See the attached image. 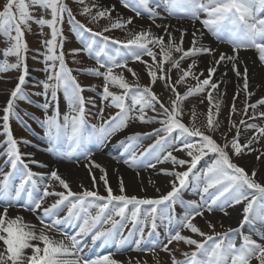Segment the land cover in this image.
Returning <instances> with one entry per match:
<instances>
[{
  "label": "snow or ice",
  "instance_id": "1",
  "mask_svg": "<svg viewBox=\"0 0 264 264\" xmlns=\"http://www.w3.org/2000/svg\"><path fill=\"white\" fill-rule=\"evenodd\" d=\"M75 2L83 4L84 0H75ZM121 3L123 7L134 11L137 16L142 15V12L147 13L148 18L153 22L159 16L156 9L161 7L170 16L199 20L203 27L218 40L232 44L234 51H239L241 48L245 50L254 49L258 53V59L264 63V0H121ZM32 8L49 12L51 19H44L43 17L37 19L30 11ZM90 12L91 8L85 6L81 14ZM65 14L68 15L69 23L72 24V30L79 38L83 50L91 58L96 59L99 67L106 69L104 72H100L99 69L87 70L90 75L103 77L102 99H110L111 106L118 109L114 116L109 117L108 120L99 125L87 122L86 102L82 95L85 89L77 82L72 75V70L65 63L62 50L64 37L61 27ZM110 14L109 9H104L98 11L97 16L93 19L110 16ZM201 14L204 18H201ZM31 23H36L41 28L47 26L51 30V39L43 41L45 52H38V55L44 56V71L49 72L51 70L52 73L48 75L47 80L39 82L44 91L34 93V95L45 97V103L38 106L47 113L49 89H51L53 101L57 100V93L62 90L68 105V112L62 118L57 106L52 116L46 114L44 120L40 121L41 126L45 128V135L50 144L49 151L65 141L69 143L72 150L87 141L103 142L115 132L127 127L128 122L132 119H139L142 123H159L161 127L155 129L151 134L158 137L156 143L141 152L139 157L158 149L156 153L157 162L171 161L173 165L188 166L187 170L183 172H166L168 175L175 176L171 191L159 199L129 197L123 194L124 187L121 181V194L116 195L108 186L105 173L101 176V179L104 180L107 196L88 190L82 193H74L69 188V184L58 175L57 171L53 170L49 179L58 181L65 191H49L50 185L45 184L42 196L35 197L33 195L34 192L40 191L39 182H44L45 178L42 175L39 176L38 182V174L31 171L28 164L25 163L18 143L27 144L30 142H18L12 135L9 123L10 118L13 116L23 123L20 115L15 110L16 100L31 103L23 91V86L26 83L25 78L28 75L26 59L29 51L27 42L24 40V34L25 31H31ZM131 23V18L127 21L118 20L111 25V28H120ZM157 26L159 27V25ZM109 30V28L104 29V31ZM164 31L169 37L167 43H165L163 36L156 37L150 31L143 30L136 34L133 39L124 43L110 40L103 33L93 32L85 25L79 24L75 21L71 9L64 0H6L3 8L0 9V35H3L9 41V44L3 50L2 54L5 59L0 62V71L19 69L22 74L19 76L14 90L11 91L7 106L3 109L4 115L2 117L8 145L6 155L9 157L8 164H10L11 170L0 174V207H3V212L0 213V241H2L0 264H121L120 261L113 258L112 253L97 255L94 258L82 255L83 247L78 237L91 234L93 243L98 240H103L106 243L114 240L117 229L123 228L125 223L129 222L127 215L129 205L132 206L130 222L134 226L142 223L144 227H147L150 224L154 232L157 228L158 219L161 222L167 219L168 223L171 224L173 216L170 212L174 210L177 202L185 209L183 216L177 220V223L181 228H186L191 233L201 236L203 242L181 235V232L177 230L174 234H168L167 244L149 241L147 246L142 247V244L145 243V237L143 228H140V237L134 241L132 251L155 253V249L159 246L161 251L170 253L168 245L173 241H182L189 246H194L195 250L184 253L185 258L183 261H178L173 257L172 264H252L253 260H256L257 264H264V243L257 242L252 238V235L244 234L239 229H229L226 233L208 235L193 223L197 216H203L205 210L211 212L213 207L218 205V202L221 207L224 204L232 206L246 202L243 207V220L240 229L248 225L252 232L258 234L260 239L264 240V185L256 181L254 171L249 175L243 167L233 163L229 152L226 151L231 147L233 154L240 155L243 148H249L251 143L257 140V136L251 137L244 145H241L239 143V129H237L236 137L229 140L226 136V142L220 145L212 136L201 131L199 127L194 124L192 127L186 126L180 119L182 115L181 104L184 100L190 96L201 94L208 88L214 90L219 87L217 83L211 80L215 69L209 68L207 70L208 78L203 80H200L191 72L192 64L189 65L188 69L182 70L183 74L176 83H183L186 78L192 76L197 80V84L195 87H189L183 95L175 93L176 99L171 101L170 109L160 102L158 96L150 87L140 88L138 84L134 87L125 80L123 75L113 73L115 68L126 67L129 59L144 63L141 59L144 55L152 57L153 63H156L157 54L153 51V47H158L160 50V56L162 57L160 62L161 71H163L162 65L164 62L171 61L173 67L179 68L180 60L201 53H212L211 48L203 45L197 47L196 32L192 34V47L185 50L182 46L185 34L183 31L179 43L173 40L171 33L168 31V26H165ZM110 45L118 46L110 49ZM149 45L153 47H149ZM58 47L60 48L59 54L56 51ZM80 51V49H74L72 54L76 55ZM173 52L181 53L180 58L174 60L172 58ZM9 56H15L16 63H8L7 57ZM101 56L106 57V59L102 61ZM225 59L231 61L235 57H225L221 54L219 61ZM50 61L51 64H49ZM56 62L59 63L58 71L56 70ZM148 67L150 69L148 73L150 80L155 83L157 74L151 71L150 65ZM233 70H236L235 64H233ZM128 71L131 72L132 70L128 69ZM237 75H239V72H237ZM133 76H135L134 72ZM244 77L243 89L247 93L246 68ZM160 78L163 79L164 76ZM51 81H54V83H50ZM110 85L121 89L122 94L112 93L109 90ZM172 90L175 92L174 85ZM247 95L250 96L251 93H247ZM129 100L131 101L130 104L128 103ZM208 100L211 105V91L208 92ZM157 103L160 104L161 108L158 115L162 116L163 119L146 118V110L155 111V104ZM259 105H264V98L253 104L246 103L245 114H247L249 108L255 110ZM93 106L95 107L94 103ZM215 106L218 115L219 104ZM232 111H235L234 104ZM133 113H137V115H133ZM102 115L103 109L100 110L98 116L102 117ZM259 115L264 117V112ZM34 118L30 117V119ZM193 118H195V113H193ZM240 123L244 124L245 121L242 120ZM206 126L209 131H213L218 126L211 107L208 111ZM247 127L256 129L260 136H264V127H258L255 124ZM173 133H176V135L173 136ZM139 135L136 134V136ZM135 138L130 136L127 139L133 141ZM174 143L179 146L173 148ZM169 148H173L174 151H186L190 160L177 158L172 154V151L168 150ZM127 150H132L133 154L130 159H126L124 162L130 164V166H135L139 157L131 146L126 148ZM160 152H166L163 160L160 159ZM210 154L214 157L211 165L205 171L196 174L193 170L197 168L200 160ZM64 156L70 158L71 152H65ZM95 166L100 167L99 165ZM148 166L155 167V164H149ZM101 172H104L102 168ZM16 177H19L18 183L15 182ZM93 182L95 183L94 177ZM190 182L194 190H200L202 186L203 193H209L210 189L216 191L211 193L208 199H205L202 195L199 203L179 200L180 193L189 186ZM47 196H56L58 199L51 205L43 207L44 197ZM97 201L102 203L97 204ZM166 203L169 206L167 209L159 207ZM61 206L67 207V214L62 219L58 217V210L61 209ZM142 206L149 207L143 209L142 212ZM10 207H20L25 211L41 213L37 218L42 227L37 232L36 226L26 223L22 216L9 217L8 209ZM92 207L98 209L95 215L89 212ZM115 217L120 219L117 220ZM72 221H82L78 225V232L75 234H68L59 228L62 223ZM109 224L111 225L110 228L104 227V225ZM257 224L260 225V228L256 227ZM209 227L214 228L211 224H209ZM50 230L59 232L63 238L57 240L49 236L47 232ZM238 231L242 238V243L239 246L236 245L231 235ZM129 235L131 236L132 233ZM151 235L150 232L149 236ZM127 239L121 235L120 240L116 242V247L118 249L123 248L127 243ZM33 241H39L40 243L34 244ZM40 244L43 246L41 247ZM28 249L31 250L30 254L26 251ZM126 264H132L131 258ZM136 264H140V261L137 260Z\"/></svg>",
  "mask_w": 264,
  "mask_h": 264
},
{
  "label": "rangeland",
  "instance_id": "2",
  "mask_svg": "<svg viewBox=\"0 0 264 264\" xmlns=\"http://www.w3.org/2000/svg\"><path fill=\"white\" fill-rule=\"evenodd\" d=\"M100 0H84L83 4L75 2V0H64V2L67 4V6L71 9L72 15L75 17V21H77L79 24L84 23V25L88 26L93 32H101L104 36L111 37L110 39L115 41H120L126 43L128 40H131L135 37L136 34H138L140 31H150L152 35L155 34L159 35L156 37L163 36V30L165 26L159 28L158 26H150L147 24H143L142 22H138L129 15L133 11L129 10L125 7H123L121 0H112L114 3V9L113 6L109 7L107 9L110 10V16H105L103 18L97 17L96 19H93V17L97 16V12L104 10V8L98 4ZM6 3V0H0V9L3 8V5ZM87 6L91 8V12L88 14H81L82 9ZM33 16L37 19L43 17L44 19H51L49 12H44L39 8H32L30 9ZM129 18L132 19L131 24H126L124 27L120 28H111V25L113 23H116L118 20L121 21H127ZM201 18L203 17V14H201ZM194 22H197L195 28L198 29V31L201 32L203 36V40H201L200 43L204 47L211 48L212 53H201L202 55H205L206 57L213 58V53L217 48L222 47L223 55L225 57L233 56L235 57L234 60H223L219 61V56H215V60H212L211 63L206 62L208 66L206 68L203 67L201 63H198L197 61H194L192 57H187L183 60H180L179 68L173 67L171 61L164 62L162 67L163 71H161V60L162 57L160 56V50L158 47H153L152 45H149V47H153V51L157 54L156 55V63H153V59L150 56L144 55L142 56V60L144 63L140 61H133L131 59L128 60L127 66L123 68H115L113 69V73L116 75H123L125 80L132 86L139 85L140 88H143L145 86L150 87L151 90L158 96L161 103L164 104L165 107L171 108V101L176 99L175 93H179L180 95H183L189 87H195L197 84V80L194 79L192 76H189L186 78V80L183 83H176L181 75L183 74L182 70L188 69L189 65L192 64L193 67L191 69V72L196 76L199 77L200 80H203L205 78H208V69L214 68L215 71L211 77L212 82L217 83L219 87L217 89H211L208 88L205 90V92L193 95L188 97L186 100H184L181 104V110L182 115L180 116L181 122L184 123L186 126L192 127L193 124L196 127H199L201 131L205 132V134L212 136V138L220 145H223L225 141V137L230 140L237 135V129H239V143L241 145H244L251 137L257 136V140L253 141L249 148H243L240 155L233 154V151L231 147L226 149V151L229 152L232 162L237 164L240 167H243L246 172L251 175L254 171L256 173L255 179L258 183L264 185V136H260L258 134V131L256 129L248 128V125L255 124L258 127H264V117L260 116L259 114L261 112H264V105H259L255 110L249 108L247 114H245V104H253L256 103L258 100L249 101L247 97L243 94V88L241 87V78L240 76H237L239 80L238 86L235 84L234 88L227 89L223 87L221 82H219V77L215 76L216 72L222 71L221 67H232L234 63L237 65L241 64V56L247 55L248 58H252L255 62L256 66V72L253 71V77L258 78V81L261 79L258 76V71L261 75L264 76V63H262L258 59V53L254 49H243L241 48L239 51H234V49H226L220 43H217L214 41L213 35L208 32L203 25L200 23L199 20H195ZM167 26V25H166ZM62 30H63V53L65 57V63L68 68L72 70V75L76 78L77 82L85 89L86 87H96L99 88L98 90L87 91L89 95H85L86 97H89V100L91 102L92 107L93 103L96 105L94 107L95 113H100V110L103 109V115L102 117L106 119L109 117L112 113H116L118 111L117 108L111 106V100H103L102 99V92L104 87V79L102 76H93L85 73L84 71H80L81 68H92L99 69L100 72H104L106 69L99 67V64L97 61L93 62H87L84 63L83 59L80 57V53L82 54L83 48L79 45L80 43L71 42L70 38H73V30H72V24L69 23V17L67 14L64 15V20L62 24ZM153 27V30L151 29ZM105 28H109V31H104ZM51 39V30L47 26H44L41 28L36 23H31V31H25L24 34V40L27 42L28 45V53L27 58L29 59L27 63V67L32 65L33 70L28 69V75L29 77H32V79L27 80V83H30L31 81H45L47 80L48 75L52 74L51 70L49 72H45V64L43 63L44 56L38 55L39 53L45 52V47L43 44V41ZM165 40V39H164ZM165 43L167 41L165 40ZM9 41L3 36L0 35V62H3L5 57L3 56V50L8 46ZM115 48V47H112ZM74 49H80L81 51L73 55L72 52ZM57 54L60 52V48H57ZM114 54V53H113ZM101 58V57H100ZM104 58V57H103ZM106 58V57H105ZM172 58L174 60L179 59L180 57L177 56L176 52L172 53ZM102 59V58H101ZM8 63H16V57L15 56H9L7 57ZM219 61V63H217ZM27 62V60H26ZM52 62L50 61L49 64ZM151 66V71H154L157 74V79L155 83H152L149 77V67ZM242 65V64H241ZM242 67V66H240ZM254 68V67H253ZM128 69H131L132 71H128ZM252 69V68H251ZM56 70H59V63L56 62ZM224 70V69H223ZM253 70V69H252ZM133 72L135 73V76H133ZM203 73V75H201ZM1 77H0V117L4 115L3 109L6 107V103L8 102L10 98V94L12 89L15 88L16 84L18 83V78L22 74L21 70L19 69H13L8 71H0ZM87 75V77H85ZM161 76H164V78H160ZM78 78H84L86 81H80ZM87 78V79H86ZM99 78V79H95ZM245 79V78H244ZM248 79V78H247ZM249 81V80H248ZM50 83H54V81H51ZM264 84V82H263ZM175 86V92L172 90V86ZM264 86V85H263ZM109 90L116 94L120 95L122 94V90L118 87L109 86ZM44 91L42 85L38 83L36 93H42ZM86 91V90H85ZM211 91L212 93V104H209L208 100V92ZM224 91V92H223ZM60 93V91H58ZM84 93V92H83ZM39 98L41 102L45 101V97L43 95H36V98ZM59 100H62V95ZM128 103L130 104L131 101L129 100ZM216 104H219V111L217 115V108ZM233 104L235 105V111H232ZM212 108V112L214 115V119L216 121L217 127L214 128L213 131H209L207 128V115L209 108ZM106 109V110H105ZM106 112L107 110H109ZM16 112H20V110L15 106ZM161 108L160 104H155V111H152L151 109L146 110V118H153L156 119H163L162 116H159L158 113H160ZM193 113H195V118H193ZM133 115H137V113H133ZM255 117V118H253ZM11 120H15V117H11ZM245 121L244 124H241V121ZM9 121V122H10ZM95 124L99 125L97 123L98 119H95ZM0 124L3 125V120L0 121ZM235 125V127H233ZM161 125L159 123H142L139 119H132L128 122L127 127L115 132L110 137L107 138V140H113L116 137V134L127 131L125 134V141L118 144V155L122 156L127 154L129 156V159L131 155L133 154L132 150H127L129 146H131L134 149L135 154L139 157V154L141 152H144L146 149L149 148V146L156 143V140L158 139L157 136L151 135L155 129L160 128ZM135 131L132 135L129 134V131ZM12 132V130H11ZM136 134H140L139 136H136ZM163 135V134H162ZM176 133H173V136H175ZM130 136L136 137L135 140L129 141L127 138ZM198 139V138H196ZM178 144L173 145L174 147H178ZM173 148H169V151H172V154L176 156L179 159L184 160H190V157L187 156L186 151H174ZM21 149V148H20ZM23 150V149H21ZM24 151V150H23ZM158 152V149H154L153 152L148 153L147 155H144L143 157H139L136 161L134 168L136 172L140 173H146L147 178L155 177L156 179H161L160 183H155L153 180L152 182H147L145 185L141 184H135L133 183L132 186H130L132 189H136L137 193L135 195L127 194V191L124 190V195H127L129 197L135 196L140 199H159L160 197L166 195L169 191H171L172 188V182L175 181V176L168 175L166 172H183L187 170V165L181 167L179 165H173L171 161H163V162H157L156 159V153ZM26 152L23 153V156H25ZM116 153H113V156H116ZM160 159L163 160V157L166 155V152H160ZM259 157V159H258ZM213 155H208L203 157L200 162L197 165V168L193 171L196 174H199L207 169L213 162ZM146 161V162H145ZM112 163H114L112 166L114 167L112 169L113 174H116L119 171V166H123L125 169L129 168L130 164L122 162L121 160H112ZM146 163V164H145ZM149 164H155V167H149ZM85 168L87 169H93V164L86 163ZM123 169L122 167H120ZM133 173V172H132ZM60 176V173L58 174ZM62 179H64L68 184L69 188L74 193H82L85 190L88 191H95L98 192L102 196H107V190L105 187L104 180L100 178H95V183L93 180L86 181H68L65 179V177L60 176ZM108 186L111 187L113 190V194L119 195L120 190L119 188H116V185H113L111 182V179L106 176ZM55 192H62L65 191L58 183V181L51 180L50 183ZM139 185V186H138ZM215 189H210L209 193H203L202 192V186L200 190H194L192 183H189V186L182 190V192L179 195V200H183L184 202L188 201H201V196L203 195L205 199H208V197L211 195V193L215 192ZM223 199V198H222ZM98 204L102 203L97 201ZM246 203V202H245ZM245 203L236 204L229 206L228 204H224L222 207L219 206V202L217 206L213 207V210L211 212L205 210L203 216H197L193 223L200 228L201 231L207 233L208 235H215L217 233H226L229 229H239L244 234L252 235V238L256 240L259 243H264V240L260 239V236L250 229L248 225H245L243 229H240L241 221L243 220V207L245 206ZM163 206V205H161ZM161 206H159L161 208ZM149 206H142V212L143 209L148 208ZM169 206L166 203V206L162 209H167ZM111 208V206H110ZM132 210V206L129 205L127 215L130 217V213ZM185 209L181 206L179 202H177L174 206V215L173 220L171 224L168 223L167 219H165L163 222H161L159 219L157 220V228L155 231V234L158 236L163 235L165 233H173L177 230L181 232V235L190 237L192 239H196L197 241L203 242V238L199 235H195L191 233L190 230L186 228H181V226L177 223V220L183 216ZM178 213L180 215H178ZM118 218L117 220H119ZM127 223V222H126ZM125 223V224H126ZM209 224L213 225L214 228H210ZM144 225L142 223L137 224L135 226V231H138L140 228H143ZM257 228H260V225H256ZM38 232V231H37ZM149 233L147 234V236ZM233 239L235 240V243L237 246H239L242 243V238L240 236V232H235L231 234ZM51 236V235H49ZM156 236V237H157ZM55 239H57L54 236H51ZM168 237L164 235V239L162 237H157L159 244H167ZM167 239V240H166ZM58 240V239H57ZM154 242V241H152ZM34 244H39V241H33ZM145 244H148V242H145ZM42 247L43 245L40 244ZM170 253L164 252L160 250V247L158 246L155 249V253L153 252H137L133 251L130 252L129 255L126 254H120V255H113V258L117 261H120L121 264H126V262L131 258L132 264H136V261L139 260L140 264H172V258L174 257L176 260L181 261L184 258V253L191 252L194 249V246H189L185 244L184 242H177L173 241L171 244L168 245ZM29 254L31 252L30 249L26 250ZM252 264H257L256 260L252 261Z\"/></svg>",
  "mask_w": 264,
  "mask_h": 264
},
{
  "label": "bare ground",
  "instance_id": "3",
  "mask_svg": "<svg viewBox=\"0 0 264 264\" xmlns=\"http://www.w3.org/2000/svg\"><path fill=\"white\" fill-rule=\"evenodd\" d=\"M98 4H100L104 9H107L109 7L114 6V3L112 0H100L98 2ZM141 22V21H138ZM143 24H147L150 26H157L159 25V28L163 27V26H168V31L171 33L173 40L176 43L180 42L181 39V32L183 31L185 34L183 36V48L185 50H188L189 48L192 47V40H193V32H196V36H197V47H200L202 45L201 40H203V36L201 34L200 31H198V29L191 27L189 25H185V24H172V23H163V24H153V23H146V22H142ZM153 30V27L151 28ZM163 35H164V39L168 42V35L165 34V31L163 30ZM157 34H155L154 36H156ZM159 36V35H157ZM222 51V47L217 48V50H215V52L213 53V58L211 59L210 57H206L205 55L202 56H198L196 58H194V61H197L198 63H201L203 65L204 68H206L208 66V64L206 62L211 63L212 60H215V56H219L221 53H223ZM177 53V52H176ZM224 54V53H223ZM177 56H181V53H177ZM219 58V57H218ZM241 64L237 65L236 63H234L236 65V70H233V66L232 67H221L222 71H218V73L216 72V77L218 76L219 78V82H221L222 86L225 87L226 89L224 91H226L227 89L230 88H234V85L236 84L238 86L239 84V80L237 78V76H240L241 78H243L241 80V87L243 88V84H244V73H245V68L247 69V82H248V89H247V93H251L250 96L247 95V93L244 91L243 89V94L245 95V97H247V99L249 101H251V99L253 100H260L261 98H264V76L261 75L258 71V76L259 78H261L258 81V78L253 77V71L256 72V66H255V62L253 61L252 58H248L247 55H242L241 56ZM242 66V67H240ZM254 67V68H253ZM253 70H252V69ZM224 69V70H223ZM237 72H239V75H237ZM249 80V81H248ZM223 91V92H224ZM135 131H129V134H133ZM126 133H123L120 136H125ZM121 138V137H118ZM125 138V137H122ZM129 159V158H126ZM125 159V160H126ZM123 160V159H122ZM93 169H87L85 168L83 165H79L75 168H60L59 169V173L60 176L65 177L66 180L68 181H86V179L88 180H93V177L98 179L100 178L102 175H104L106 173V176H108L111 179V182L113 183V185H116V188H119L120 190V184L121 181L123 183V187L124 190L127 191V194H131V195H135L136 196V189H132L130 186H132L133 183L135 184H141V185H145L147 182H152V180L155 183H160L161 179H156L155 177H150L147 178L146 173H140L136 172V171H128L127 169H125L123 166H119V171L116 174H113L112 169L114 168L112 166V164L110 162H105L103 160H101L99 157H96L93 159ZM95 165H99L100 167H96ZM120 167H122L123 169H121ZM101 168L104 170V172H101ZM133 172V173H132ZM150 180V181H149ZM153 183V182H152ZM139 186V185H138ZM3 211H0V213H2ZM22 216L18 213H12L10 211H8V216L9 217H16V216ZM24 221L26 223L35 225L31 219H29L28 217L22 216ZM36 226V225H35ZM36 229H38L36 227ZM38 231V230H37ZM0 246H2V241H0ZM0 250H2V247H0Z\"/></svg>",
  "mask_w": 264,
  "mask_h": 264
}]
</instances>
